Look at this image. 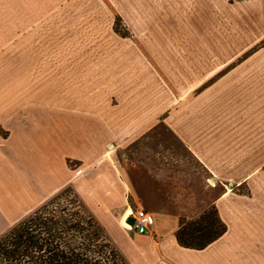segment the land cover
<instances>
[{"label": "crops", "instance_id": "1", "mask_svg": "<svg viewBox=\"0 0 264 264\" xmlns=\"http://www.w3.org/2000/svg\"><path fill=\"white\" fill-rule=\"evenodd\" d=\"M63 1L56 0L57 12L66 9ZM31 9L43 15L45 3L38 8L28 0H0V52L28 51L14 40L37 19ZM260 50V62H250L264 78V46ZM78 51L56 69V107L37 102L14 108L11 77H1L0 237L70 189L126 264H264V188L252 183L264 180V173L238 175V139L244 136L237 126L212 123L203 109L167 110L157 118L151 108L94 107L99 95L113 99L114 85L134 84L146 65L140 55L108 45L100 72H93L92 51ZM256 51H246L245 58ZM20 63L0 61V67ZM135 94L119 97H140ZM225 181L245 182L252 190L228 191ZM137 206L155 217L146 233L123 222ZM211 208L226 232L202 249L182 246L180 219H197Z\"/></svg>", "mask_w": 264, "mask_h": 264}, {"label": "rangeland", "instance_id": "2", "mask_svg": "<svg viewBox=\"0 0 264 264\" xmlns=\"http://www.w3.org/2000/svg\"><path fill=\"white\" fill-rule=\"evenodd\" d=\"M28 2L38 8L45 3L43 15L29 10L37 19L15 37L28 51L0 52V61L21 62L0 67V81L8 76L13 82L14 108H34L37 102L56 107V69L62 63L72 61L76 50H91L93 72H100L102 51L119 47L124 55H140L146 66L134 84L114 85L113 99L99 95L94 107L151 108L160 113L157 118L167 110L203 109L208 121L236 125L237 135L244 136L238 139V175L264 173V78L250 62L261 60L264 0H64L61 12L56 0ZM93 86L99 94V82ZM130 91L140 97H119ZM252 183L264 188V180ZM225 187L252 190L241 181H225ZM72 194L62 201L82 204Z\"/></svg>", "mask_w": 264, "mask_h": 264}, {"label": "trees", "instance_id": "3", "mask_svg": "<svg viewBox=\"0 0 264 264\" xmlns=\"http://www.w3.org/2000/svg\"><path fill=\"white\" fill-rule=\"evenodd\" d=\"M65 191L0 237V264H126L77 199L62 201L71 196ZM226 230L217 209L211 208L197 219L181 218L176 236L182 246L202 249Z\"/></svg>", "mask_w": 264, "mask_h": 264}, {"label": "built area", "instance_id": "4", "mask_svg": "<svg viewBox=\"0 0 264 264\" xmlns=\"http://www.w3.org/2000/svg\"><path fill=\"white\" fill-rule=\"evenodd\" d=\"M129 216H133L135 221L134 224L132 225L128 222V216L126 217L127 218L126 222L130 224V228L128 229H135L139 233L148 232L155 222V217L151 212L138 206L134 207L131 210Z\"/></svg>", "mask_w": 264, "mask_h": 264}, {"label": "water", "instance_id": "5", "mask_svg": "<svg viewBox=\"0 0 264 264\" xmlns=\"http://www.w3.org/2000/svg\"><path fill=\"white\" fill-rule=\"evenodd\" d=\"M134 221H135L134 220V217L133 216H130L129 219H128V222L133 225L134 224Z\"/></svg>", "mask_w": 264, "mask_h": 264}, {"label": "bare ground", "instance_id": "6", "mask_svg": "<svg viewBox=\"0 0 264 264\" xmlns=\"http://www.w3.org/2000/svg\"><path fill=\"white\" fill-rule=\"evenodd\" d=\"M129 212V211H128ZM128 214V213H127ZM127 216V215H126ZM126 221V217H125V220L123 221L126 225H128L130 227V224H128Z\"/></svg>", "mask_w": 264, "mask_h": 264}]
</instances>
